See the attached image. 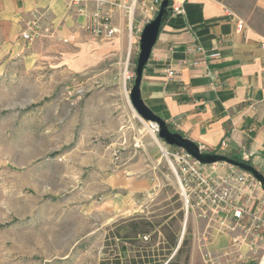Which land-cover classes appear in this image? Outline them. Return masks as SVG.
<instances>
[{
  "label": "rangeland",
  "instance_id": "374dc122",
  "mask_svg": "<svg viewBox=\"0 0 264 264\" xmlns=\"http://www.w3.org/2000/svg\"><path fill=\"white\" fill-rule=\"evenodd\" d=\"M257 17L264 26V14ZM63 43L7 59L0 71V264H108L103 239L114 221L141 214L168 222L178 211V240L189 245L193 236V264H209L194 246L201 223L193 195L186 191V205L177 163L163 153L182 149L130 101L139 39L120 73L113 65L121 60L111 57L77 70ZM118 249L126 263L131 251Z\"/></svg>",
  "mask_w": 264,
  "mask_h": 264
},
{
  "label": "crops",
  "instance_id": "0c3cea01",
  "mask_svg": "<svg viewBox=\"0 0 264 264\" xmlns=\"http://www.w3.org/2000/svg\"><path fill=\"white\" fill-rule=\"evenodd\" d=\"M180 2L182 10L172 12L169 8L161 22L142 71L141 98L171 131L203 151L239 157L264 176V26L257 20V14H264V0ZM226 8L243 20L242 29L236 28ZM35 12L40 17L41 35L25 41L21 33ZM113 17L115 22L123 20L118 11ZM85 21L83 15L69 9L68 0H0V71L6 70L7 59L38 57L43 51L39 46L63 40L65 56L77 59L72 61L77 70L100 63L105 57L121 60L113 65L117 73L123 67L128 69L129 59L136 53V37L128 42L124 28L115 39L95 38L84 30ZM212 53L217 56L211 57ZM167 69L175 74L169 76ZM223 140L226 145L220 147ZM202 169L232 186L234 201L244 213L239 226L226 232L220 229L219 221L229 222V214L218 211L204 217L193 206L195 220L201 223L195 248L208 251L214 264H259L264 257L262 185L247 176L245 181H237L227 166L203 164ZM113 229L108 227L106 235ZM147 236L140 238L138 250L129 242L110 237L113 246L105 252L102 248V252L112 251L110 258L117 254L121 261L118 248L125 245L132 253L126 263L137 260L138 251L144 249L150 253L141 255L144 264H193V236L184 247L180 238L169 255L165 254L159 227L151 228ZM183 249L187 255L181 263Z\"/></svg>",
  "mask_w": 264,
  "mask_h": 264
},
{
  "label": "built area",
  "instance_id": "2783aa9c",
  "mask_svg": "<svg viewBox=\"0 0 264 264\" xmlns=\"http://www.w3.org/2000/svg\"><path fill=\"white\" fill-rule=\"evenodd\" d=\"M162 0H68L69 9L79 15L85 17L84 30L92 37L112 40L121 36L122 30L127 31V39L138 38L146 23L151 21L157 14ZM169 8L172 12H180L182 10L180 0H170ZM121 14L122 22H115L114 13ZM229 16L236 21V28L242 29L244 22L236 14L225 9ZM40 17L35 13L32 14V20L21 33V37L25 41H30L41 35L39 27ZM211 57L217 56L212 53ZM167 74L173 76L175 72L167 69ZM154 126V125H153ZM158 131L157 127H154ZM226 141L220 143V147H225ZM167 157L172 156L178 166V176L180 179L182 195L185 198L186 205L190 204V200L186 191L192 193V206H197L201 212L200 215L206 217L209 213H217L223 211L230 215L229 222L219 221L222 231H233L240 224V219L244 213V209L237 205L234 201V193L232 186L220 178H213L206 174L202 169V164L188 155L183 149L175 152L164 151ZM171 163V162H170ZM172 165V164H171ZM174 168V166L172 165ZM245 176L254 179L251 174L235 173L234 177L237 181H245ZM144 239H147L144 236ZM206 261L214 264L211 254L205 252ZM259 264H264V257H261Z\"/></svg>",
  "mask_w": 264,
  "mask_h": 264
},
{
  "label": "water",
  "instance_id": "95a60500",
  "mask_svg": "<svg viewBox=\"0 0 264 264\" xmlns=\"http://www.w3.org/2000/svg\"><path fill=\"white\" fill-rule=\"evenodd\" d=\"M170 0H162L155 17L145 24L139 36V53L135 67V78L129 90V97L133 108L139 116L157 126L158 136L167 144L183 149L188 155L201 164L225 162L250 173L264 189V176L245 161L234 159L225 154L203 151L199 145L185 138L177 132L171 131L167 124L143 102L140 94V82L143 68L149 59L151 49L156 41L161 22L169 10Z\"/></svg>",
  "mask_w": 264,
  "mask_h": 264
},
{
  "label": "trees",
  "instance_id": "16d2710c",
  "mask_svg": "<svg viewBox=\"0 0 264 264\" xmlns=\"http://www.w3.org/2000/svg\"><path fill=\"white\" fill-rule=\"evenodd\" d=\"M232 158L243 161L242 159L236 156ZM182 215H183V212L178 211L176 217L174 216L171 219L172 220L175 218L180 219ZM171 219L168 222H165L164 219L158 222H152L151 219H149L146 215L137 214V215H134L128 218H124L119 222L118 221L114 222L112 224V227H114L113 231L108 230L107 232L103 250L104 252L108 250L110 248V245L113 243V241L108 240V238L110 237L111 238L118 237L121 240L129 242L131 245H135V247H137L136 250H138L140 247L138 243L141 241L140 238L143 236H147L151 228L159 227V230L164 238L163 242H164V247L166 248L165 254L169 255L172 249L176 246L177 241H178V235L173 228ZM154 236H156V234ZM148 240H150L149 237H148ZM186 245H187V241H186V238L184 237L182 240V247ZM148 254L150 253L149 252L147 253V251H145L144 249H141L138 251L137 255L139 256V258L137 260L133 259L131 262L124 263V264H144L145 261L142 260L141 255H144L145 257H147ZM107 263L108 264H121V261L119 260L118 255L115 254L112 258H109L107 260ZM167 264H178V263L168 262ZM183 264H186V261Z\"/></svg>",
  "mask_w": 264,
  "mask_h": 264
},
{
  "label": "bare ground",
  "instance_id": "6f19581e",
  "mask_svg": "<svg viewBox=\"0 0 264 264\" xmlns=\"http://www.w3.org/2000/svg\"><path fill=\"white\" fill-rule=\"evenodd\" d=\"M151 124H153V123H151ZM153 125H154V124H153ZM153 125H152V126H153Z\"/></svg>",
  "mask_w": 264,
  "mask_h": 264
}]
</instances>
